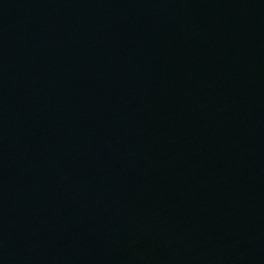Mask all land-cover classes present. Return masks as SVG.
Here are the masks:
<instances>
[{"label":"water","instance_id":"water-1","mask_svg":"<svg viewBox=\"0 0 264 264\" xmlns=\"http://www.w3.org/2000/svg\"><path fill=\"white\" fill-rule=\"evenodd\" d=\"M0 264H264V0H0Z\"/></svg>","mask_w":264,"mask_h":264}]
</instances>
